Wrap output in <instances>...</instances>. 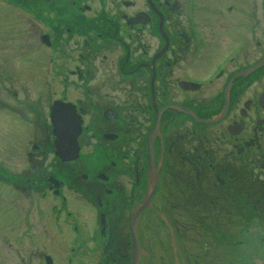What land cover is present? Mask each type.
Returning a JSON list of instances; mask_svg holds the SVG:
<instances>
[{
	"label": "flooded vegetation",
	"instance_id": "1",
	"mask_svg": "<svg viewBox=\"0 0 264 264\" xmlns=\"http://www.w3.org/2000/svg\"><path fill=\"white\" fill-rule=\"evenodd\" d=\"M27 1L45 16L38 41L57 96L42 140L32 103L0 112L11 146L0 154V239L27 246L0 264H264V0ZM55 103L81 119L74 161L54 154ZM92 144L105 163L75 169ZM46 146L60 174L33 180ZM69 188L95 206L92 219ZM37 189L51 198L40 236ZM40 239L48 248L32 250Z\"/></svg>",
	"mask_w": 264,
	"mask_h": 264
},
{
	"label": "rangeland",
	"instance_id": "2",
	"mask_svg": "<svg viewBox=\"0 0 264 264\" xmlns=\"http://www.w3.org/2000/svg\"><path fill=\"white\" fill-rule=\"evenodd\" d=\"M28 10L27 0H0V112H10L11 108L32 103V131L36 132L37 140H42L45 134L44 129L49 126L48 114L51 101L57 95L49 97L52 92L47 90L48 83L45 80L48 72L47 57L45 50L40 47L38 41V37L44 33L45 16L43 13L34 16ZM29 57L31 58L30 60ZM54 84L57 89L61 88L59 82L56 81ZM29 85H32V88ZM70 85L68 83V86ZM5 137L4 131L0 129V154L11 150L7 139L3 140V142L1 141ZM104 153L108 152H101L98 146L93 144L84 145L80 159L75 162V169L83 167L85 171L96 170L105 163L102 159ZM42 157L44 162L40 160L36 165L40 167L42 166L40 163L43 162L45 163V169L43 167H40V169L35 168L32 171L33 180H37L34 175L39 170L46 174L60 172L52 148L46 146L41 159ZM68 180L70 185L75 183L74 181L72 183L70 178ZM65 193L71 200L76 202V204H73L74 210L78 208L80 212L82 209L86 219L94 217L95 206L93 208L92 202L89 201L88 197L84 194L79 196L80 194L78 195L72 188L66 189ZM42 197L43 193H41L40 189H37V192L32 194V215L29 217L32 218V235L38 234L40 236L50 233V226L47 220H43L45 215L42 208L45 211L51 208V198L50 195ZM53 212L55 217L56 211L54 209ZM21 216L22 214L20 213L19 218ZM80 216L82 217L81 214ZM21 230L22 227L17 230L16 234L22 233ZM56 234H60V232L56 230ZM19 239L14 240V237L3 236L0 239V254L3 256L11 255L10 253L15 250L27 249L26 242H22L21 238ZM56 239H60V237H52L51 240ZM38 244L39 246L36 248L32 246V250L44 251L48 248L49 242L45 239H40ZM54 247V245L50 246L49 250L51 248L54 249Z\"/></svg>",
	"mask_w": 264,
	"mask_h": 264
},
{
	"label": "water",
	"instance_id": "3",
	"mask_svg": "<svg viewBox=\"0 0 264 264\" xmlns=\"http://www.w3.org/2000/svg\"><path fill=\"white\" fill-rule=\"evenodd\" d=\"M50 123L54 140V154L61 162L74 161L79 156L77 139L81 134V119L73 107L55 103L51 109ZM151 173V169H150ZM144 207H142L143 209ZM142 209L137 211L135 219Z\"/></svg>",
	"mask_w": 264,
	"mask_h": 264
}]
</instances>
